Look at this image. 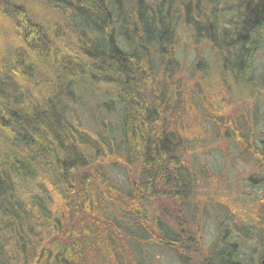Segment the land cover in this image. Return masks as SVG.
<instances>
[{
    "label": "trees",
    "instance_id": "1",
    "mask_svg": "<svg viewBox=\"0 0 264 264\" xmlns=\"http://www.w3.org/2000/svg\"><path fill=\"white\" fill-rule=\"evenodd\" d=\"M183 35L197 53L188 79L210 68L208 52L223 64L220 83L231 67L236 84L251 86L264 0H0V264H149L153 246L200 263L193 247L203 228L202 181L209 191L219 179L214 196L231 184L202 155L186 156L194 145L177 124L191 108L182 92ZM251 113H218L219 138L228 154L231 144L232 160L262 168V113ZM256 173L252 190L264 186V169ZM253 226L231 224V238L253 237ZM225 234L202 250L204 263L220 249L214 264H245L240 242L229 246ZM256 237L264 264L263 227Z\"/></svg>",
    "mask_w": 264,
    "mask_h": 264
},
{
    "label": "rangeland",
    "instance_id": "2",
    "mask_svg": "<svg viewBox=\"0 0 264 264\" xmlns=\"http://www.w3.org/2000/svg\"><path fill=\"white\" fill-rule=\"evenodd\" d=\"M179 45L180 58L185 60L181 78L184 77L186 86L184 88L182 87V92H187L190 101L188 104L191 108L189 109L190 111H187L184 115L182 114L177 124H183V136L189 140L188 145H194L191 147L194 150H187L186 156L190 159L194 152L197 155H202V157L200 156L201 162L206 163L213 173H224L226 180L231 184V190L227 188L225 191H220L221 197L219 194L214 196V193H212V187L219 185V179L212 172H209V176H213L211 178H217V181L216 183L210 184V192L202 181L204 188H202L200 196H202L203 199L199 203V210L201 211L200 216L202 215L201 221H203L202 226H204V229L203 239L197 242L198 246L206 251H209L211 247L215 246L222 231L221 221L224 223V225H222L223 228L227 225V221H225L224 218H217L218 216L216 214L219 213V210H228L226 205H230L232 217L231 224L233 225L232 230L236 231L234 225L241 222L254 224V228L251 230L256 231L253 237L250 236L246 239L236 237L232 233L233 238H231V240L240 242L241 254L237 258L245 264H258L260 254L258 251L259 246L256 234L258 233V228H264V186L260 187V189L252 190L253 186L251 183H248V181L251 175L256 172L259 173L264 167L261 168V166L257 165L256 160L247 162L237 156L233 160L231 159V144L229 145L230 154H228V142L221 139V137H223L220 135L221 123L217 116L219 113L221 116L231 120V118H234L242 111H248V114L252 115L251 110L256 111L258 109L262 114L258 116L260 119L258 117L255 118L258 122L255 126L256 132L264 135V47L260 48L254 55L255 69L257 70L256 75L258 76L253 77V81L250 83L251 86H249V84H245L244 81L236 84L235 79L231 77V67H229V63L231 62V48L225 51L223 57V61L225 62H227L229 58V63L226 66L229 68L225 71V76L222 77V79L225 78V82L220 83L215 79V73L221 70L223 64H214L215 59L209 56L208 52L206 53L205 59L210 63V68L213 69L209 68V70L204 65H201L197 68L199 77L188 79V77H190V65L197 53L189 35L180 36ZM201 79H203V81ZM235 90L237 92L233 94ZM194 93L199 96L197 103L191 100ZM222 98H224L225 101L221 106L220 112L216 109L217 113H215V106H217L219 102L221 103ZM208 112L211 115H209ZM94 116H104V113H94ZM105 117H107L106 114ZM93 124L94 123H91V125ZM219 136L221 137L219 138ZM191 139L195 141L200 140L199 144L203 142V147L199 146L202 151L195 148L199 144L190 141ZM119 178L122 177L119 176ZM236 185H240L242 193L239 192ZM205 193H208V195L206 194L207 197L211 198L212 196L215 200L206 198ZM244 195H249L250 197L245 198L246 196ZM244 199L247 203L244 202ZM251 204L253 212L247 221L246 218L249 216L248 209ZM206 213L209 214L207 218L204 217ZM246 213H248V216L245 217L244 215H246ZM242 239L244 241H241ZM151 250L154 252L152 258L150 259L148 255L145 259V261H150L149 264H182V260L179 258L181 252L176 249L174 250H176L177 253L174 250L157 248V246L151 247Z\"/></svg>",
    "mask_w": 264,
    "mask_h": 264
},
{
    "label": "flooded vegetation",
    "instance_id": "3",
    "mask_svg": "<svg viewBox=\"0 0 264 264\" xmlns=\"http://www.w3.org/2000/svg\"><path fill=\"white\" fill-rule=\"evenodd\" d=\"M227 207H230V206H227ZM228 210H225V214H227L228 215V219H227V223H228V225H227V227L226 228H223V226H222V224L224 225V223H222V221H221V227H222V231L221 232H223V230H225L226 229V234H225V236L226 235H228L227 236V239H222V240H224V241H226V243L229 245V246H231V209L230 208H227ZM209 216V215H208ZM201 220H202V215H201ZM202 223H203V221H202ZM203 229H204V226H203V228H200V236H201V240L203 239ZM228 231V232H227ZM224 236V237H225ZM217 240V239H216ZM218 240H219V238H218ZM217 240V241H218ZM222 240H220V241H222ZM191 247V246H190ZM194 248V247H193ZM196 251H197V253L202 257V259H201V261H200V263L199 264H214V262H217V260H218V257H219V255H220V252H222V251H220V249H216V250H213V255L211 256L210 254H208L207 255V257H206V259H208L207 261H205V263H204V252L202 251V249L201 248H199L198 246L197 247H195L194 248ZM208 253V252H207ZM209 253H210V251H209ZM229 254L231 255V251L229 252ZM231 257V256H230Z\"/></svg>",
    "mask_w": 264,
    "mask_h": 264
}]
</instances>
